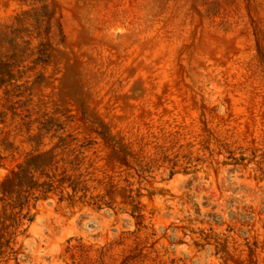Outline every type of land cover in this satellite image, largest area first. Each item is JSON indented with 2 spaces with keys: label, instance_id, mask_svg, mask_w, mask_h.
<instances>
[{
  "label": "rangeland",
  "instance_id": "obj_1",
  "mask_svg": "<svg viewBox=\"0 0 264 264\" xmlns=\"http://www.w3.org/2000/svg\"><path fill=\"white\" fill-rule=\"evenodd\" d=\"M0 264H264V0H0Z\"/></svg>",
  "mask_w": 264,
  "mask_h": 264
}]
</instances>
